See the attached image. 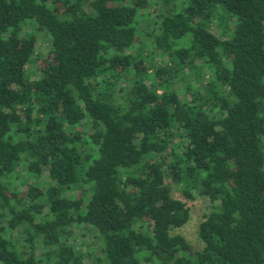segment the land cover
Instances as JSON below:
<instances>
[{"label":"trees","instance_id":"16d2710c","mask_svg":"<svg viewBox=\"0 0 264 264\" xmlns=\"http://www.w3.org/2000/svg\"><path fill=\"white\" fill-rule=\"evenodd\" d=\"M142 261L264 264V0H0V264Z\"/></svg>","mask_w":264,"mask_h":264},{"label":"rangeland","instance_id":"374dc122","mask_svg":"<svg viewBox=\"0 0 264 264\" xmlns=\"http://www.w3.org/2000/svg\"><path fill=\"white\" fill-rule=\"evenodd\" d=\"M47 44L48 42L46 38L38 36L37 44L35 47L36 55L33 54V57L28 59V61H26L24 65V69L29 72V75L31 77H34L36 75L35 63H36V59L39 58L37 56L38 55L37 53H41L43 55L44 51L47 48ZM157 62L159 63L161 62L160 58H158ZM170 193L173 197L178 196L177 194L178 192L176 191V188L172 185L170 186ZM187 206L189 209V217L187 221L180 227L171 228L170 233L181 234L193 248H199L200 242L197 239V234H196L197 224L202 220L203 215L209 211L210 204L205 197L200 196L198 198H195L193 201H188ZM82 238H86L89 244L91 245V247L93 248V244L89 241L88 236H83ZM140 264H150V263L142 261Z\"/></svg>","mask_w":264,"mask_h":264}]
</instances>
